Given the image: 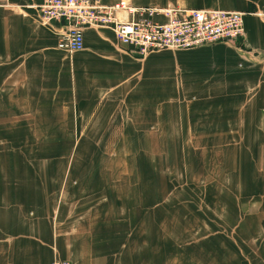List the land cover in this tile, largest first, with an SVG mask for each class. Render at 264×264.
Listing matches in <instances>:
<instances>
[{
    "label": "crops",
    "instance_id": "1",
    "mask_svg": "<svg viewBox=\"0 0 264 264\" xmlns=\"http://www.w3.org/2000/svg\"><path fill=\"white\" fill-rule=\"evenodd\" d=\"M30 1L0 6V264H51L56 256L74 264H125L122 255L129 261L133 252L135 264H264V0H127L135 7L244 13L237 44L179 51L209 61L195 71L198 94L182 106L173 87L144 92L140 82L150 65L137 62L169 51L137 59L112 31L87 29L84 50L69 54L57 48L62 23L43 25L33 10L18 7ZM117 132L118 140H110ZM122 134L140 140H122ZM169 147L179 159L168 165L172 183L187 182L192 159L198 180L211 177L207 194L214 200L205 203L219 226L213 237L198 227L196 260L186 242L190 207L174 206L173 190L167 205L165 189L156 190L160 201L147 192L135 208L141 221L126 226L122 155H80L82 149ZM31 148L42 155L31 157ZM152 155L158 164L152 179L159 181L162 158ZM122 228L135 240L148 234L144 228L152 236L137 248L123 241ZM163 230L181 237H165Z\"/></svg>",
    "mask_w": 264,
    "mask_h": 264
},
{
    "label": "built area",
    "instance_id": "2",
    "mask_svg": "<svg viewBox=\"0 0 264 264\" xmlns=\"http://www.w3.org/2000/svg\"><path fill=\"white\" fill-rule=\"evenodd\" d=\"M0 6H11V0H0ZM18 7L33 10L43 25L62 23L57 48L69 54L84 50L87 29L112 31L124 52L137 59L163 51L235 43L244 37V13L237 11L135 7L127 0L112 5L101 0H32ZM51 264L74 263L56 256Z\"/></svg>",
    "mask_w": 264,
    "mask_h": 264
},
{
    "label": "rangeland",
    "instance_id": "3",
    "mask_svg": "<svg viewBox=\"0 0 264 264\" xmlns=\"http://www.w3.org/2000/svg\"><path fill=\"white\" fill-rule=\"evenodd\" d=\"M234 43V42H233ZM232 44V43H230ZM237 44V42H235ZM209 47V46H207ZM192 52H167V54L156 56L155 60L151 61V59H146L143 62H137L138 64H143V66H149L147 68V71L144 76H141L140 82H143V88L144 92L150 91V88H158L160 92H166L170 91L172 87L174 88V92L177 94V98H182L180 100V105L182 106L183 103H187V101L194 100L192 96H196L198 94L199 85H197V78H195V71L202 70L206 67H208L209 62L208 60L205 62L204 60H198V58H192L189 55ZM148 61H151L149 63ZM147 63V64H146ZM202 63V64H201ZM146 64V65H145ZM196 67V68H194ZM194 68V69H193ZM194 71L193 76L188 74L190 72ZM204 71V70H203ZM184 72L186 73L184 75ZM187 78H185V77ZM194 78V79H193ZM207 89L210 87L207 86ZM146 89V90H145ZM186 99V101H184ZM178 100V99H177ZM141 104L143 106V101H141ZM220 104V103H219ZM180 109H182L180 107ZM101 133H99L100 136ZM109 133H103L101 134V137L103 135L104 138L107 137ZM118 132L111 134L110 140H118ZM87 136L91 134H86ZM256 136V134H254ZM116 137V138H115ZM129 135L122 134V140H128L133 141V139H139L138 135L136 134L131 135L132 139L128 138ZM115 138V139H114ZM32 144H35L34 141H32ZM43 150H38L37 148H31V157L34 156H41ZM69 149L65 150L66 154H69ZM173 148H165V150L160 149H150V148H122V149H82L81 154L80 150L74 148L72 152V158H77L80 154L82 157H91V156H103V157H117L118 155H122V223L127 226V224L132 222L133 220L141 221L142 211H135V208H138L139 206H142L143 198L145 197V194L147 192H154V195L151 197H156L158 201H160L161 197L156 193L157 191H160L165 189L166 195L163 196L164 205H167L168 196L172 195L171 192H175V198H174V206H188L190 207V212L188 217L191 219V226H193V230H191V235H187L186 242L191 247V253H189V256L192 257V259L196 260L198 259V250H199V244L198 239L199 235L194 233L198 232L200 228L198 227H207L206 235L205 236H214V231L216 230L218 224H216V221H213V212L210 210L209 204L206 205L205 201H210V204H212V201L214 200V197L209 195V185H210V176H207L206 180L207 182L203 180L197 179V171H198V162L196 160H187L189 170H187V182H184L185 180H180L179 182L173 181L172 183V177L173 173L170 172L174 168H171L170 166L174 167V164L179 159H176L173 156ZM49 152V150H48ZM165 152V154H164ZM163 153V155H161ZM155 154L156 158H162V167H158V172L160 175H158V179H161L159 181H156L152 179V176L156 175V165L157 163H154L153 155ZM160 154V156L158 155ZM197 159V158H196ZM169 161V162H168ZM200 163V160H198ZM170 165V166H168ZM187 165V164H186ZM82 167H85L82 166ZM201 172V171H200ZM154 174V175H153ZM184 178V177H183ZM205 183H207V189L203 190L201 193L200 190H197L198 188L205 187ZM193 187V189H189V187ZM173 190V191H172ZM207 194V195H206ZM169 196V197H170ZM156 203V200L153 202ZM124 207H127L126 209ZM141 210V209H140ZM163 211L158 210L155 212V214H161ZM195 212L202 213V217L194 218L192 215H196ZM142 213V214H141ZM191 213V214H190ZM176 214L179 217H182V210L178 209L176 211ZM175 214V215H176ZM144 216V214H143ZM188 218V219H189ZM151 229L144 228L142 230L143 234L148 232L146 236H142L141 239H136L131 237V234H129L128 229L122 228V239H127L128 241H135L137 244V248L140 246H144V244L149 242L150 240H146L148 236L151 235ZM182 231V230H178ZM165 237H170L171 235H174L173 237H181V234H179L176 230L174 231H166L163 230ZM142 234V235H143ZM146 237V238H144ZM134 253V252H133ZM132 253V259L129 261L125 258L126 253L122 255V261L125 264H135L137 263L133 258ZM207 262H214L213 260H208Z\"/></svg>",
    "mask_w": 264,
    "mask_h": 264
}]
</instances>
